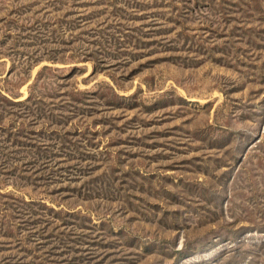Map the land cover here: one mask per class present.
I'll return each mask as SVG.
<instances>
[{"label": "rangeland", "instance_id": "1", "mask_svg": "<svg viewBox=\"0 0 264 264\" xmlns=\"http://www.w3.org/2000/svg\"><path fill=\"white\" fill-rule=\"evenodd\" d=\"M0 264H264V0H0Z\"/></svg>", "mask_w": 264, "mask_h": 264}]
</instances>
